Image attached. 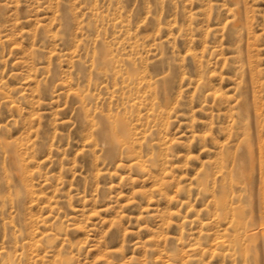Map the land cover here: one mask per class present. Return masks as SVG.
I'll return each mask as SVG.
<instances>
[{"label":"rangeland","instance_id":"rangeland-1","mask_svg":"<svg viewBox=\"0 0 264 264\" xmlns=\"http://www.w3.org/2000/svg\"><path fill=\"white\" fill-rule=\"evenodd\" d=\"M0 264H264V0H0Z\"/></svg>","mask_w":264,"mask_h":264}]
</instances>
